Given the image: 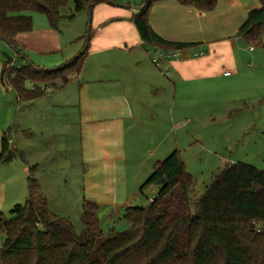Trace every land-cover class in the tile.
<instances>
[{
	"label": "trees",
	"instance_id": "trees-1",
	"mask_svg": "<svg viewBox=\"0 0 264 264\" xmlns=\"http://www.w3.org/2000/svg\"><path fill=\"white\" fill-rule=\"evenodd\" d=\"M121 0H74L67 16L61 9L68 0H0V37L15 50V59L3 62L1 80L23 101H33L66 86L79 74L87 57L90 36L73 58L54 67L36 64L18 44L16 35L33 29V16L44 13L51 27L63 17L101 2ZM143 0L133 15L144 44L165 50H181L195 42L167 40L149 21L154 3ZM200 10L215 8L217 0H177ZM139 6V7H140ZM92 28V26H91ZM264 0L251 9L238 34L248 43L262 44ZM30 60V62H29ZM264 100V98L262 99ZM12 126L2 135L0 162L24 153L12 145ZM25 160V159H24ZM36 165L28 175V195L11 209L0 212V264H264V169L236 161L216 172L205 192L193 200L194 175L185 167L179 149L156 163L143 185L167 179L146 206H128L129 227L105 234L95 201L84 203L85 227L53 212L36 177Z\"/></svg>",
	"mask_w": 264,
	"mask_h": 264
},
{
	"label": "rangeland",
	"instance_id": "rangeland-1",
	"mask_svg": "<svg viewBox=\"0 0 264 264\" xmlns=\"http://www.w3.org/2000/svg\"><path fill=\"white\" fill-rule=\"evenodd\" d=\"M73 8L74 0H68L67 5L61 10L69 14ZM88 12L85 15L76 14L73 18L63 17L60 20L59 28L65 38L68 39L73 33L77 40H81V45L85 43L90 22L92 24L93 21L90 8ZM39 16L48 20L44 13ZM254 45L256 51L247 49L242 52L241 59L245 68L240 83L233 82L237 78L234 75L198 80L188 85L193 86V92L190 93L187 91V83L179 81L178 91L175 93L171 83L162 81L163 88L156 98L155 95L151 96L150 92L145 93L144 102L146 104L148 101L150 108L143 106L147 113L144 122L137 129L138 138L135 140L137 150L133 152L127 168L122 165L116 170L115 182L112 178L109 180V183L113 181L114 188L116 186L114 199L118 204L100 205L98 209L105 234L123 231L129 227L125 219L126 207H122V203L132 200V206H146L155 197L159 185L143 184L156 163L174 149H179L186 169L194 175L195 181L191 192L194 201L205 192L213 175L228 163L244 161L264 169V100H262L264 93L260 92V86L264 84V32L262 44ZM155 51L165 53L170 50L153 48L152 54L146 53L148 60L150 57L157 58L160 65H163L165 57H159ZM15 55L14 48L0 37V88L3 85L1 80L3 62L7 57L15 59ZM38 57L40 58V55ZM86 62L87 59L81 72L75 75L81 83L85 82L81 75ZM51 67L53 66H49ZM165 76H162L163 79ZM167 76L173 77L171 74ZM79 82L63 88L69 95V100L73 101L74 95L78 97ZM63 89L54 90L50 96ZM0 96V102L4 106L0 114V125L6 128L12 126V138L16 137L19 146L15 142L14 144L24 153L23 157L18 154L21 161L13 163L14 169L0 165L2 176L14 171L12 176L15 177L13 189L6 190V198H11V204L7 201L3 208L5 214L10 216L12 205L26 200L28 172H21L19 176L17 171L18 167H22L23 170L27 163L31 162V166L36 165V177L38 172L45 178L46 184L42 189L50 209L68 217L77 231H82L85 227L83 220L85 171H89V166L88 162L86 166L85 160L82 159L81 128L74 120L79 110L77 104L58 107L47 100L44 101V106L35 105L31 111H27L17 104L13 97L15 95L11 96L8 93L7 96L2 90ZM155 112L157 119L151 116ZM7 121L8 124L5 125ZM1 242L2 239L0 245Z\"/></svg>",
	"mask_w": 264,
	"mask_h": 264
},
{
	"label": "crops",
	"instance_id": "crops-1",
	"mask_svg": "<svg viewBox=\"0 0 264 264\" xmlns=\"http://www.w3.org/2000/svg\"><path fill=\"white\" fill-rule=\"evenodd\" d=\"M142 1H119L121 4L101 2L94 6L87 62L81 75L85 82L81 83L76 77H71L67 84L71 86L80 83V92L78 91L77 98L74 95L73 101L64 92L65 86L57 94H49L33 101L21 100L9 85L3 84L0 88L1 94L3 90L7 96L8 93L15 95L13 97L17 104L27 111H31L35 105L44 106V101L47 100L58 107L77 104L79 110L74 120L81 128L82 159L89 166V171H85L84 203L89 200L95 201L98 206L118 204L114 199L116 186L114 188L113 181L109 183V180L112 178L115 182L116 170L122 165L127 168L133 152L137 150V129L144 122L147 113L143 106L150 108L148 101L146 104L144 102L146 92L152 93L150 95H155L156 98L163 88L162 81L171 83L175 93L178 91L179 81L187 83V91L190 93L193 92V86L188 85L198 80L234 75L237 78L233 82L240 83L245 68L241 59L242 52L247 49L256 51V48L251 50L248 47L250 44L238 31L249 11L260 6L261 0H217L215 8L209 11L181 4L177 0H160L154 3L149 14V21L155 32L167 40L195 42L196 45L181 49L179 56L164 58L163 65H158L152 60L153 57L150 60L146 58V53L152 54L154 47L144 44L132 21ZM62 10L61 14L67 16ZM33 13V29L16 35L18 44L32 61L41 66L54 67L79 54L84 44H80L81 40H77L76 35L71 32L72 36L65 38L59 26L51 27L48 20L39 16L41 13ZM85 13H89L88 9L77 14ZM227 70L230 71L229 74L225 73ZM167 74L173 77H168ZM161 75L165 76L164 79ZM261 85L260 92L264 93V84ZM3 107L0 102V114ZM151 116L153 119L158 117L156 112ZM7 124L8 121L5 125ZM9 127L0 125V152L3 132ZM16 140V137L12 138V145L18 148L14 144L15 142L19 146ZM19 161L21 160L16 157L10 162H0V165L14 169L13 163ZM30 167L31 162L23 170L18 167L17 174L21 176V172L27 171L29 175ZM1 173L0 212H4L7 201L11 204V198H6V190L13 189L15 177L12 176L14 171L4 173L5 178ZM37 178L43 188L45 178L38 172ZM132 202L127 200L121 206L127 208L132 206ZM15 204L17 203L12 205L10 211Z\"/></svg>",
	"mask_w": 264,
	"mask_h": 264
},
{
	"label": "built area",
	"instance_id": "built-area-1",
	"mask_svg": "<svg viewBox=\"0 0 264 264\" xmlns=\"http://www.w3.org/2000/svg\"><path fill=\"white\" fill-rule=\"evenodd\" d=\"M251 50H253L255 47L253 45L250 46ZM158 54H159V57H165V58H172V57H177L181 54V51L180 50H174V51H168V52H161V51H158ZM153 61L156 63V64H160L159 63V60L157 58H153ZM226 74H229L230 71L227 70L225 72Z\"/></svg>",
	"mask_w": 264,
	"mask_h": 264
},
{
	"label": "water",
	"instance_id": "water-1",
	"mask_svg": "<svg viewBox=\"0 0 264 264\" xmlns=\"http://www.w3.org/2000/svg\"><path fill=\"white\" fill-rule=\"evenodd\" d=\"M117 4H121V3L117 2ZM122 5L127 6L128 4H122ZM139 8H141V6ZM90 13L92 14V7H90ZM91 19H92V17H91ZM90 31H91V22H90V26H89L88 37L90 36ZM14 50H16V49L14 48ZM29 62H30V60H29ZM166 182H167V179L165 177H162V178H160L159 180L156 181V184L164 186L166 184Z\"/></svg>",
	"mask_w": 264,
	"mask_h": 264
}]
</instances>
